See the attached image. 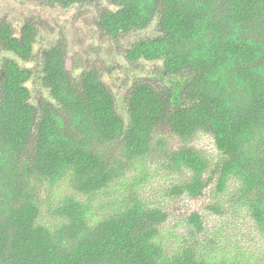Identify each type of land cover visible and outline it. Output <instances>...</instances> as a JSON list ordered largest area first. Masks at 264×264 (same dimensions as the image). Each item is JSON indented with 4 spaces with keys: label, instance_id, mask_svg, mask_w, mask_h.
I'll return each instance as SVG.
<instances>
[{
    "label": "trees",
    "instance_id": "1",
    "mask_svg": "<svg viewBox=\"0 0 264 264\" xmlns=\"http://www.w3.org/2000/svg\"><path fill=\"white\" fill-rule=\"evenodd\" d=\"M108 1L115 9L100 8L96 25L114 39L156 20V34L124 57L161 61V83H134L126 118L95 66L67 69L62 38L41 52L48 97L33 104L34 70L16 58L32 59L38 29L26 20L16 35L0 19V264H246L199 236L209 216L226 239L264 236V0ZM151 176L166 178L160 194L170 199L206 197L181 220L186 233L168 232L190 237L173 250L163 243L167 209L138 187L95 206L116 182ZM59 183L72 192L46 214L40 192Z\"/></svg>",
    "mask_w": 264,
    "mask_h": 264
},
{
    "label": "rangeland",
    "instance_id": "2",
    "mask_svg": "<svg viewBox=\"0 0 264 264\" xmlns=\"http://www.w3.org/2000/svg\"><path fill=\"white\" fill-rule=\"evenodd\" d=\"M100 8L114 10L115 7L108 0H95L92 4H75L68 8H63L57 4L46 3L45 0H0V19L5 18L14 28L18 35L24 21H31L38 29V35L33 45V57L29 61H22L18 58V63L23 67L34 70V77L26 82L30 90V101L35 104L40 96L48 97L46 90L38 77L40 56L43 49L48 48L55 40L62 38L66 42V67L73 76H78L83 69L95 66L102 81L108 86L115 99L117 112L126 118V98L130 87L140 80H151L161 83V61L139 60L135 63L128 62L124 53L132 42L140 37H152L156 34V20L148 28L142 31L121 34L116 39L104 35L96 25V16ZM7 55V54H6ZM200 143L214 155L213 147L208 139L201 140ZM143 175L142 172H136ZM152 174L150 171L147 175ZM131 175H134L133 173ZM136 180V182H134ZM128 180L126 184L116 182L115 185L103 190L96 197L95 205L100 207V203H108V199H119L126 194L131 186L138 187L139 195L152 203L161 202L167 209L169 218L164 223L163 236L164 245L173 250L177 247V242L181 237L183 240H190L189 236H175L186 233L182 221L185 214L192 210H199L205 198L191 200L185 197L172 198L160 194L166 187V178L161 176L147 177L138 180ZM129 183V184H128ZM133 183V184H132ZM72 190L64 183L53 185L49 189H42L41 207L44 213L45 207L51 206L62 195L71 193ZM52 203V204H51ZM47 214V213H46ZM219 217L209 216L205 220V234L199 236L201 239L213 238L215 244L214 251L220 256H230L239 254V260H245L246 264H264V236H230L226 239L224 233H219L221 220ZM44 220H47L44 218ZM173 233H168V232ZM227 232V231H225ZM225 241L227 243H225ZM229 257V258H230ZM234 258V257H233Z\"/></svg>",
    "mask_w": 264,
    "mask_h": 264
}]
</instances>
